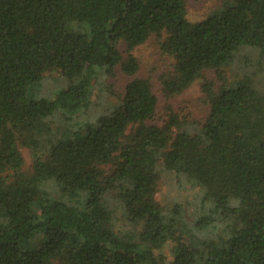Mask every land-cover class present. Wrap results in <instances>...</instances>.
Wrapping results in <instances>:
<instances>
[{"label": "trees", "instance_id": "obj_1", "mask_svg": "<svg viewBox=\"0 0 264 264\" xmlns=\"http://www.w3.org/2000/svg\"><path fill=\"white\" fill-rule=\"evenodd\" d=\"M151 36L172 58L159 76L169 101L244 46L264 55V0H222L198 20L186 0H0V264H264L262 57L259 81L203 78L204 122L167 106L158 123L132 53ZM51 69L66 84L27 99L26 85ZM118 71L120 93L106 85ZM96 86L114 105L72 125ZM52 115L63 123L47 134ZM20 145L32 149L30 169ZM159 167L197 186L189 214L156 199ZM50 181L61 198L42 188ZM119 210L133 224L123 233Z\"/></svg>", "mask_w": 264, "mask_h": 264}, {"label": "rangeland", "instance_id": "obj_2", "mask_svg": "<svg viewBox=\"0 0 264 264\" xmlns=\"http://www.w3.org/2000/svg\"><path fill=\"white\" fill-rule=\"evenodd\" d=\"M222 0H186L187 6V16L191 20H198L203 18L207 13L216 9ZM155 36H151L144 44L139 45L134 48L132 53L136 55L140 62L139 74L147 76L152 82V89L158 97V117L156 121L161 122V117H165V110L167 106L186 113L188 118L193 121L194 124H199L204 122L209 111V105L202 99L203 93L201 90V82L203 78L210 79L213 81L215 87H219L225 81L231 80L234 73L240 74H251V77L255 81L261 80V72L259 69L260 64L257 62L259 59L262 65H264V55H262L257 49L251 46H244L233 54L232 59L227 62V64L219 66L217 69H206L203 71V77L195 80L185 91L181 94L176 95L173 99L166 101L161 92V83L159 81V76L162 72L172 69V58L169 55L163 54L159 49V44ZM123 48V44L121 45ZM127 78L118 71L113 77H108L106 79V85L113 88L115 92H122L123 85L125 84ZM65 76L58 69H51L46 71L42 78L38 82L28 83L25 88V97L29 98H39V97H52L54 92L62 84H66ZM261 82H258L260 86ZM99 87L94 88L95 93L92 95V99L88 107H85L82 113H78L77 116L72 119V125H76L82 122H92L95 123L99 115L106 113L112 108L114 102L105 103L101 100L99 93ZM100 104H103L100 107ZM167 111V110H166ZM163 114V116H162ZM60 115L49 116L48 117V127L49 131L47 134H53L56 125L62 124L63 121ZM56 124V125H55ZM20 150L24 158V168L30 169L33 161L34 155L32 149L26 145H20ZM160 169V184L155 197L161 202H178L183 205H187V202H195L198 195V188L193 182L187 180L183 175L177 174L174 170H168L164 167H159ZM46 190L50 197L61 198V192L55 190V183L51 181L42 187ZM39 192L37 191L36 194ZM173 202V203H174ZM186 203V204H185ZM186 210L185 214H189L193 210V206L183 207ZM213 207H206L205 210H198V214L203 212L209 214V211ZM208 210V211H207ZM116 230L123 233L124 230L133 227V224L128 220H125L122 216V210L117 212V218L115 221ZM201 235V232H198ZM42 240V235H36L31 241H29L28 246L34 247L38 246ZM163 250L167 251L168 246L163 247Z\"/></svg>", "mask_w": 264, "mask_h": 264}]
</instances>
